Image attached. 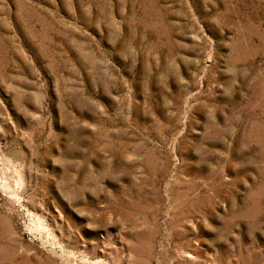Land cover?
I'll use <instances>...</instances> for the list:
<instances>
[{
    "label": "rangeland",
    "instance_id": "1",
    "mask_svg": "<svg viewBox=\"0 0 264 264\" xmlns=\"http://www.w3.org/2000/svg\"><path fill=\"white\" fill-rule=\"evenodd\" d=\"M0 264H264V0H0Z\"/></svg>",
    "mask_w": 264,
    "mask_h": 264
}]
</instances>
